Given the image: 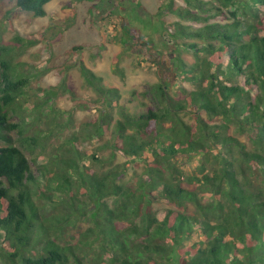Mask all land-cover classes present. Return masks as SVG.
I'll use <instances>...</instances> for the list:
<instances>
[{
	"label": "trees",
	"instance_id": "1",
	"mask_svg": "<svg viewBox=\"0 0 264 264\" xmlns=\"http://www.w3.org/2000/svg\"><path fill=\"white\" fill-rule=\"evenodd\" d=\"M16 1L43 18L52 0ZM156 4L158 17L175 18L163 24L172 78L144 93L156 108L112 127L120 91L82 64L99 120L69 139L42 182L30 157L42 139L14 120L30 80L0 40V264H264V15L241 19L258 17L264 0ZM94 136L110 137L100 147L109 156L83 149ZM141 163V181L126 182Z\"/></svg>",
	"mask_w": 264,
	"mask_h": 264
},
{
	"label": "rangeland",
	"instance_id": "2",
	"mask_svg": "<svg viewBox=\"0 0 264 264\" xmlns=\"http://www.w3.org/2000/svg\"><path fill=\"white\" fill-rule=\"evenodd\" d=\"M69 3L72 5L65 9ZM156 3L157 0H52L47 5V16L36 18L20 10L16 0H0V40L13 48L11 56L17 72L30 80L26 94L20 97L25 108L14 120L22 123L27 135L37 132L42 139V148L30 155L32 168L41 182L46 175L45 167L61 150L66 151L69 139L82 133L87 124L99 120L101 112L96 105L100 97L87 84L80 70L82 64L102 78L105 88L120 91L121 98L114 101L112 110L108 109L113 117L112 127L123 119L122 113L139 115L156 108L153 98L144 93L161 78H172L167 61L172 56L167 48L169 31L163 29V24L175 19L158 17ZM256 11L258 17L241 19L257 24L264 9ZM182 86L190 88L184 82ZM47 90H54L57 95L48 99ZM174 94L179 98L185 96L181 91ZM12 137L16 142L17 135ZM109 139L94 136L82 143L83 149L100 151L107 157L111 150L102 151L100 147ZM118 161L123 163L124 159L119 157ZM143 170L142 163L133 167L126 182H140ZM43 185L46 186V181ZM54 195L55 200L63 199L60 193ZM168 206L166 200H159L160 219ZM54 208L50 206L47 212H53ZM79 226L87 227L86 223Z\"/></svg>",
	"mask_w": 264,
	"mask_h": 264
}]
</instances>
